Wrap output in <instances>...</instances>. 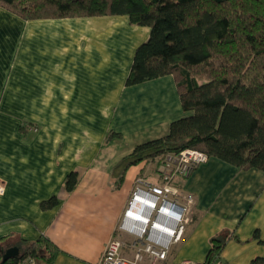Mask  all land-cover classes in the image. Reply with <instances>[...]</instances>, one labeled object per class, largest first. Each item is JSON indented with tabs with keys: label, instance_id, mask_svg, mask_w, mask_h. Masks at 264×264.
Instances as JSON below:
<instances>
[{
	"label": "crops",
	"instance_id": "0c3cea01",
	"mask_svg": "<svg viewBox=\"0 0 264 264\" xmlns=\"http://www.w3.org/2000/svg\"><path fill=\"white\" fill-rule=\"evenodd\" d=\"M149 36L127 16L24 20L0 8L2 256L45 239L58 250L52 264H98L135 181L156 173L143 162L117 187L114 168L188 115L174 76L126 84ZM71 172L80 180L68 192ZM176 185L195 204L176 244L185 255L171 252L168 264L204 263L223 233L225 263L264 258L263 171L209 158ZM53 197L57 204L43 209Z\"/></svg>",
	"mask_w": 264,
	"mask_h": 264
},
{
	"label": "trees",
	"instance_id": "16d2710c",
	"mask_svg": "<svg viewBox=\"0 0 264 264\" xmlns=\"http://www.w3.org/2000/svg\"><path fill=\"white\" fill-rule=\"evenodd\" d=\"M0 8L24 20L127 16L131 25L150 29L149 39L135 51L126 84L172 75L188 115L116 165L117 187L129 168L187 149L240 170L264 172V0H0ZM79 180L71 172L66 190L74 191ZM56 204L53 197L41 207ZM227 237L211 240L202 264L223 261ZM19 249L3 264L27 257L52 264L58 251L45 239ZM250 264H264V258Z\"/></svg>",
	"mask_w": 264,
	"mask_h": 264
},
{
	"label": "built area",
	"instance_id": "2783aa9c",
	"mask_svg": "<svg viewBox=\"0 0 264 264\" xmlns=\"http://www.w3.org/2000/svg\"><path fill=\"white\" fill-rule=\"evenodd\" d=\"M166 157V156H165ZM209 156L195 149L168 154L154 182L144 177L135 181L115 232L98 264H168L172 247L178 244L191 222L195 204L192 194H181L177 178L186 179ZM5 191L0 183V194ZM20 264H37L27 257ZM173 264H193L189 260ZM213 264H226L216 261Z\"/></svg>",
	"mask_w": 264,
	"mask_h": 264
},
{
	"label": "rangeland",
	"instance_id": "374dc122",
	"mask_svg": "<svg viewBox=\"0 0 264 264\" xmlns=\"http://www.w3.org/2000/svg\"><path fill=\"white\" fill-rule=\"evenodd\" d=\"M170 154H172V153H170ZM168 155V154H167ZM167 155H166V157H167ZM166 157L165 156H163V157H161V158H157V159H154V160H149L148 162H147V165H148V167L150 168V171L152 172H156V173H149V180H151V181H154V180H152V178L154 177V175L156 176V177H158L159 176V172L162 170V164H164V162L166 161ZM149 171V172H150ZM153 176V177H152ZM179 179H182V178H177L176 179V181H178ZM183 180V179H182ZM173 251H176V252H178L179 253V247L178 246H176V245H174L173 246V248H172V250H171V252H173ZM183 252H185V251H180V253H179V255H180V257H183L184 255H185V253H183ZM142 264H145V263H142Z\"/></svg>",
	"mask_w": 264,
	"mask_h": 264
},
{
	"label": "water",
	"instance_id": "95a60500",
	"mask_svg": "<svg viewBox=\"0 0 264 264\" xmlns=\"http://www.w3.org/2000/svg\"><path fill=\"white\" fill-rule=\"evenodd\" d=\"M17 254H18L17 249L15 248L8 249L3 255L1 264L5 263L10 257L16 256Z\"/></svg>",
	"mask_w": 264,
	"mask_h": 264
}]
</instances>
